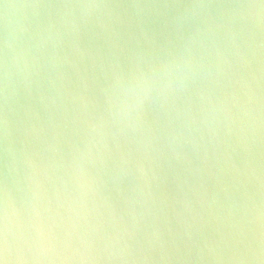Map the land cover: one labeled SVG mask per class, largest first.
<instances>
[{
    "label": "water",
    "instance_id": "water-1",
    "mask_svg": "<svg viewBox=\"0 0 264 264\" xmlns=\"http://www.w3.org/2000/svg\"><path fill=\"white\" fill-rule=\"evenodd\" d=\"M0 264H264V0H0Z\"/></svg>",
    "mask_w": 264,
    "mask_h": 264
}]
</instances>
